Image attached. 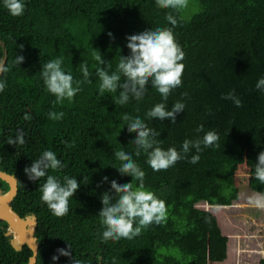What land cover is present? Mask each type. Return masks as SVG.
Here are the masks:
<instances>
[{
    "label": "trees",
    "instance_id": "16d2710c",
    "mask_svg": "<svg viewBox=\"0 0 264 264\" xmlns=\"http://www.w3.org/2000/svg\"><path fill=\"white\" fill-rule=\"evenodd\" d=\"M23 3V15L13 17L0 0V62L4 48L8 51V70L0 75V81L6 83L0 92V168L18 177L15 210L23 217L37 215L40 247L36 264H73V260L79 264H209L210 227L216 221L201 205L237 202L241 189L233 176L252 145L253 121L264 124V92L256 88L264 78V0H188L187 7L178 12L158 8L155 0ZM169 12L176 17V26L165 19ZM156 28H172L185 53L181 86L171 91L167 101L151 83L142 100L130 96L122 106L114 102L120 89L101 96L95 73L107 65H100L94 52H100L114 72L121 56L130 54L126 37ZM16 55L24 57L20 65L14 63ZM57 58L63 60L62 70L73 76V86L81 82L80 91L62 104L54 103L56 98L41 77L42 65ZM83 62L92 73L91 82L80 70ZM233 90L241 107L222 99ZM177 101L185 109L177 114L175 124L146 116L158 103L171 110ZM50 112L64 115L52 120ZM125 113L140 117L154 129L156 146L164 150L175 147L180 151L185 139H202L208 131L219 135V147L200 153L192 149L187 159L167 170L153 171L144 151L135 154L130 142L136 134L127 131L122 120ZM201 125L203 131L197 132ZM17 133H23L26 142L15 147L7 144ZM49 150L63 167L48 174L62 183L64 176L80 183L63 217L54 216L40 198L46 177L33 182L24 173L26 166ZM121 150L131 154L144 171V190L163 200L167 212L162 223H153L133 239L104 242L105 229L98 213L101 195L110 189V183L101 184L102 178L120 184L132 182L134 188L139 184L115 169L122 162L114 152ZM197 154L199 162L189 163ZM248 184L264 193V185L253 174ZM0 189L7 191L9 184L0 179ZM6 231L7 225L0 223V264H28L32 250L27 245L16 250ZM68 245L71 258L59 255L57 250ZM54 255H59L55 262ZM257 264H264V258Z\"/></svg>",
    "mask_w": 264,
    "mask_h": 264
},
{
    "label": "clouds",
    "instance_id": "9594fccd",
    "mask_svg": "<svg viewBox=\"0 0 264 264\" xmlns=\"http://www.w3.org/2000/svg\"><path fill=\"white\" fill-rule=\"evenodd\" d=\"M155 3L158 8L172 9L178 12L187 7L188 0H155ZM3 6L13 17H19L25 11L23 0H3ZM165 19L172 26H176L178 23L171 12L166 15ZM108 35L112 37L111 32ZM126 40V47L130 50V54L121 56L114 72L109 71L111 63L106 62L100 52H94L93 58L100 65H107L96 69L95 74L100 81L99 94L103 96L105 93H115L120 89L119 97L114 102L122 106L129 101L130 96L137 101L142 100L147 86L151 83L163 100L167 101L171 91L182 84L184 64L181 61L185 58L184 51L175 41L172 28L145 30L139 34L127 36ZM19 47L23 50L24 46L20 45ZM23 61L22 55L15 56V64L20 65ZM62 62V58L50 60L41 68L44 85L48 92L55 96L54 103L57 104H62L65 99L71 101L80 91L79 84L81 83L77 81L76 86H73V76L62 70ZM7 70L5 65L0 64V74ZM80 70L85 80L91 82L92 73L89 72L87 62L80 64ZM122 77L123 82L121 83ZM5 87L6 83L0 81V92ZM256 88L264 92V78L256 83ZM222 99L231 100L236 107L242 106V101L235 95L234 90L224 94ZM184 109L185 104L179 101L172 106L171 110H166L164 103H158L146 113V116L150 119L168 120L175 124L177 114L184 112ZM48 115L52 120H59L63 118L64 114L50 112ZM122 120L126 122L127 131L136 134L130 142L135 145V154L139 156L141 151H144L147 154L146 162L153 171L167 170L181 159H187L192 149H195L196 153H200L205 148L219 147V135L214 131H208L202 139H185L180 151H177L175 147L164 150L156 146V131L148 128L140 117L133 118L125 113ZM196 131H203V125L199 126ZM25 142L24 134L17 133L15 138L8 139L7 144L15 147L23 145ZM114 156L122 162L119 168L114 167L118 173L121 176L132 177V180H137L139 184L134 188L132 182L120 184L115 179L109 181L107 176L102 178L101 184L110 183V189L101 195L102 208L98 213L105 229L102 233L104 242L109 240L116 242L121 238L133 239L153 223L157 225L162 223L167 212L163 200L158 199L154 193L144 190L145 173L133 160L132 155L121 150L115 151ZM199 160V154L192 155L189 163L196 164ZM62 167V162L56 154L49 150L44 151L38 159L33 160L30 166L24 168V173L30 181L35 182L46 177V181L40 186V198L56 217L68 214L69 198L74 197L80 187L76 178L64 176L62 183L56 176L48 174L49 170L57 171ZM253 175L260 184L264 185V151L258 154ZM250 203L258 208H264V193L254 194L250 198ZM57 252L59 255L71 258L69 245L67 249H58ZM59 255H54L52 260L57 261ZM211 260L210 258L209 264H214L211 263ZM73 264H79V262L73 260Z\"/></svg>",
    "mask_w": 264,
    "mask_h": 264
},
{
    "label": "rangeland",
    "instance_id": "374dc122",
    "mask_svg": "<svg viewBox=\"0 0 264 264\" xmlns=\"http://www.w3.org/2000/svg\"><path fill=\"white\" fill-rule=\"evenodd\" d=\"M254 121L252 145L247 149L245 162L233 176V182L241 189L239 199L228 207L201 205L215 216L209 240V258L214 264H257L264 257V208L250 203V198L258 192L248 184L258 154L264 151V124Z\"/></svg>",
    "mask_w": 264,
    "mask_h": 264
},
{
    "label": "water",
    "instance_id": "95a60500",
    "mask_svg": "<svg viewBox=\"0 0 264 264\" xmlns=\"http://www.w3.org/2000/svg\"><path fill=\"white\" fill-rule=\"evenodd\" d=\"M1 43L5 46L3 42ZM7 58L8 51L4 48V55L0 64L5 65ZM0 179L9 184V190L0 189V223L7 225L6 235L11 237L10 242L16 250H21L24 245L29 246L32 254L28 264H36L40 247L36 235L38 226L37 215L30 214L23 217L15 210L14 198L18 194V177L15 174L0 168Z\"/></svg>",
    "mask_w": 264,
    "mask_h": 264
},
{
    "label": "crops",
    "instance_id": "0c3cea01",
    "mask_svg": "<svg viewBox=\"0 0 264 264\" xmlns=\"http://www.w3.org/2000/svg\"><path fill=\"white\" fill-rule=\"evenodd\" d=\"M240 236H242V234Z\"/></svg>",
    "mask_w": 264,
    "mask_h": 264
}]
</instances>
